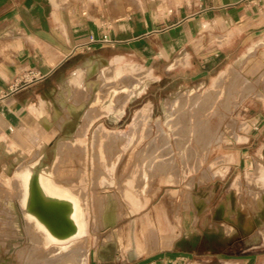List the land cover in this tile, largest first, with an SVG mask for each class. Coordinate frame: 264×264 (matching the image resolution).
<instances>
[{"label": "rangeland", "instance_id": "1", "mask_svg": "<svg viewBox=\"0 0 264 264\" xmlns=\"http://www.w3.org/2000/svg\"><path fill=\"white\" fill-rule=\"evenodd\" d=\"M160 1L153 9L158 14L168 8L166 0ZM262 44L248 45L217 83L212 74L182 79L163 73L157 65L152 72L150 62H142L135 52L116 50L112 44L74 55L50 77L17 92L12 107L16 121L0 132L5 137L0 141V264H39L44 253L38 233L25 223L17 207L20 173L37 162L41 169L44 166L54 173L55 182L64 190L80 194L85 202V233L77 246L84 260L88 252L99 249L104 257L114 249L128 255L132 245L144 248L151 240L163 239L165 229L168 237L172 233L171 241L182 236L187 245L197 242L200 253L228 242L231 246H264ZM116 57L117 62L111 61ZM91 58L117 67L132 64L138 77L146 79L149 70L151 78L119 114L107 107L108 97H118L124 91L122 86L132 83L128 73L121 78L126 82L113 89H108L106 80L86 81L82 76L71 82L69 94L62 90L55 97L56 84ZM45 97L52 104L42 105L40 112L29 108ZM140 110L149 117L130 130L128 126ZM26 113L33 120L20 130ZM86 114L98 115L82 135L79 125ZM98 125L105 134L94 143L92 135ZM251 132L253 138L246 140ZM49 135L53 139L46 140L44 155L36 158L37 141ZM82 145L83 150L79 149ZM55 148L59 151L54 158ZM245 150L246 158L240 155ZM240 158H244L242 177L234 183L237 172L231 168ZM222 196L227 197L226 202L216 208ZM202 255L200 264H206V255Z\"/></svg>", "mask_w": 264, "mask_h": 264}, {"label": "crops", "instance_id": "2", "mask_svg": "<svg viewBox=\"0 0 264 264\" xmlns=\"http://www.w3.org/2000/svg\"><path fill=\"white\" fill-rule=\"evenodd\" d=\"M161 2L0 0V132L16 121L12 107L20 90L11 88L21 74L33 70L45 80L82 53L81 46L101 49L98 41L103 35L116 50L135 52L142 62H150L152 72L157 65L165 74L190 80L218 76L234 58L242 57L248 45L259 42L264 47V0H166L167 10L158 14L153 9ZM22 122L23 118L20 127ZM253 133L244 138L252 139ZM240 155L246 158L247 150ZM244 158L231 168L237 172L233 180H241ZM226 198L218 199L216 208ZM163 233V239L151 240L144 248L132 245L128 255L114 249L104 257L100 249L91 250L84 264H200V254L206 255V264H264V246L228 242L200 253L197 242L187 245L182 236L171 241L172 233L169 237L166 229Z\"/></svg>", "mask_w": 264, "mask_h": 264}, {"label": "bare ground", "instance_id": "3", "mask_svg": "<svg viewBox=\"0 0 264 264\" xmlns=\"http://www.w3.org/2000/svg\"><path fill=\"white\" fill-rule=\"evenodd\" d=\"M118 60L119 57H116L111 61L117 62ZM146 72V79H144V77H138L134 73V66H132V64H124L121 67H117L110 61L105 63L102 60L91 58L85 60L77 68L71 70L68 75V79L59 82L56 85L57 93L54 91L53 94H56L55 97H57L58 95H61L62 90H65V92L69 94L71 82L77 81L78 78L80 80L82 76L85 77L86 81H88L89 79L90 81L94 82L106 80L109 84L108 89H113L114 85H116L117 83L122 81L126 82L121 78L123 77L122 75L124 73H128L129 75L131 74L130 76L133 79L132 83H130L129 85H123L122 88L124 89V91L118 97H108L109 101L107 107H109L110 110H113L116 114H119L121 113L126 102L132 96L138 95L141 91H143L144 87L147 85V81L151 78V74L149 70H147ZM224 76L225 72H221L215 79L214 83L221 81ZM85 88L88 90V87ZM65 96L66 94L64 93L63 97ZM44 104H52V101L46 97L42 98L36 105L31 106L30 109L40 112L43 107L42 105ZM76 107L79 106L77 105ZM170 107L172 106L170 105ZM30 115L31 114L26 113V115L23 117V122L20 130H23L26 124L33 120L32 118V120L29 118ZM97 115L98 114H96L95 116H90L86 114L84 116L81 125H79L81 127L80 129L82 135L87 132V130L91 126V123L97 118ZM148 117L149 114L144 113L143 110L138 111L132 118L128 126L129 129H136L143 122H145L146 118ZM44 122L47 121L44 120ZM104 134L105 129L102 127V125H98L92 135L93 142L96 143L102 140V138H104ZM47 139L52 140L53 138L51 139L49 135L48 137L39 139V141H37L36 144H38L39 149L35 153L36 158L42 157L44 155V146ZM7 147L8 150H11L10 146ZM79 149L83 150L84 145L79 147ZM58 151L59 150H57V148L54 149V158L57 156ZM36 158L33 157L32 159L36 160ZM52 162H54V160H52ZM23 164L21 167H23ZM27 164L28 163L26 162L24 165H26L27 167ZM40 165L41 162H37L36 164L28 166L27 168L23 169V171H21V181H19V183L21 182V184L19 185L20 194L17 203V207L21 212L25 223H29L28 225L35 229V232L38 233L41 242L44 244L45 250L44 253L40 254L39 256V264H84L85 260L83 254H80V249L77 246H79L80 240L85 233V202L82 200V197H80V194L79 196H76L70 191L64 190L65 188L63 189V186H60L55 182L53 178L54 173L48 168L43 169L44 166L41 169ZM51 166L52 165L50 164V167ZM261 178L264 180V174H261ZM19 183H17V185ZM234 183H237V180H235ZM13 190L15 191V189ZM261 206L263 207L264 203H262ZM233 215H235V213ZM232 230L233 229L230 228L227 234H231ZM32 253L30 255H32ZM28 256L29 255H27V257Z\"/></svg>", "mask_w": 264, "mask_h": 264}, {"label": "built area", "instance_id": "4", "mask_svg": "<svg viewBox=\"0 0 264 264\" xmlns=\"http://www.w3.org/2000/svg\"><path fill=\"white\" fill-rule=\"evenodd\" d=\"M89 42L90 43L94 42L93 38L91 36L89 37ZM98 43H100L102 45H112L113 44L112 40L107 35H103L101 37V39L98 41ZM80 49H81L80 51L82 52L83 50H89L90 47L89 46H81ZM27 77H29V78H27ZM43 79H44L43 75H41V74H39L33 70H30V71H27L24 74H22L19 78H17L14 81L11 89H12V91H18V90L26 88L31 83H36V82H39Z\"/></svg>", "mask_w": 264, "mask_h": 264}]
</instances>
